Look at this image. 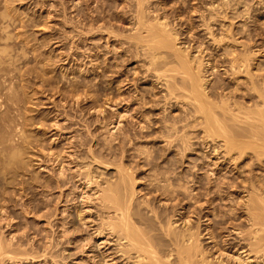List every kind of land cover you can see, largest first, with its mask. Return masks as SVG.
<instances>
[{
	"label": "rangeland",
	"instance_id": "1",
	"mask_svg": "<svg viewBox=\"0 0 264 264\" xmlns=\"http://www.w3.org/2000/svg\"><path fill=\"white\" fill-rule=\"evenodd\" d=\"M9 6L16 24L8 27L11 34L6 27L13 39L1 41L8 47L0 59L12 56L30 144L13 153L21 143L7 141L9 123L0 121V247L6 249L0 264H132L121 258L108 227L101 200L112 193L104 192L109 183L116 191L134 189L135 225L155 237L162 253L176 248L165 231L191 227L208 261L238 264L233 257L247 242L234 228H248L242 186L249 170L264 183V142L237 136L235 161L223 149L214 152L207 142L219 146L224 136L248 128L244 116L224 119L227 135L212 129L208 136L183 89L165 100L159 75L186 78L165 67L183 58L207 81L201 88L212 103L218 84L221 95L236 94L241 106H250L243 90L264 78V0H12ZM158 21L167 24L173 50L162 49L168 55L154 67L148 48L162 38L148 36L139 22L155 31ZM244 54L249 73L226 72L227 61ZM88 174L94 183L86 186ZM260 256L255 264H264ZM176 258L169 264H178Z\"/></svg>",
	"mask_w": 264,
	"mask_h": 264
},
{
	"label": "bare ground",
	"instance_id": "2",
	"mask_svg": "<svg viewBox=\"0 0 264 264\" xmlns=\"http://www.w3.org/2000/svg\"><path fill=\"white\" fill-rule=\"evenodd\" d=\"M11 1L12 0H2V1L0 0V2L2 3L0 5H3V9L1 10L2 7L0 8V21H1L0 22L1 23L0 28H1L2 32L3 31L6 32V27H7V32H8V29L13 27L11 25H13V23L16 22V21L15 22L13 21L11 23V21L14 19L11 20L10 15L8 13V9L10 8L9 5H10ZM9 11H11V10L9 9ZM142 16H143V14H142ZM161 22L159 23V21H158V22H155L157 24H154L156 26L157 31L156 30L155 31L150 30L149 28L147 29V24L145 22H139L140 29L146 28V32H147L148 36H152L155 38H158V37L162 38L161 39L162 41L160 40L161 41L160 45H159V42H157L158 44L156 43L157 44L156 47L155 46L152 47V45H151V47L148 48V51H149L148 55H150V57H151V60H150V57L148 56V59L150 60L149 63H150V65H153L154 67H156L158 64L160 65L159 62L161 60L159 61V59H160L159 56H163L164 54H167V53H164L163 50H166L165 52L168 51L166 48L173 50V48L171 49V47H172L171 40L166 39L168 35L171 36L172 34H170V33L168 34L169 30H166L167 24L165 23V21H163V23H161ZM15 24H14V26H16ZM9 26H11V27L8 28ZM155 26H153V27H155ZM159 30H160V32H159ZM7 32L5 33L6 37H5V35H3V33L0 32L2 34V35H0V49L3 48V45H1V43H3V42H1V41L3 39H4V41H5V39L9 40L12 37L9 34H11V32L14 33V31H10V33L8 32L9 34ZM147 35H146V37H147ZM11 39H13V38H11ZM142 39H143V37H142ZM173 40H176V39H173ZM7 47H8V45L6 46V48L5 47L3 48V50H2L3 53L4 52L6 53ZM4 49H6V51ZM159 49L160 50L163 49L162 55L159 53V51H160ZM5 56H6V59L8 62H6L5 58L0 59V62L2 60V62L0 63V117L2 119L0 118V121L4 120L5 122L4 121H2V122L6 124L5 126H7V123H9V125L7 126L8 130H9V136L7 138V141H9L12 145H15L16 142L21 143V144H19V146L16 145V146H13V148H12V152L15 154H18L23 149L22 146H24L25 144H30V141H28L27 136L25 137V131L23 129L24 123H25V117L23 115V109H22L23 106L21 105V101H23V100L20 98V95L18 92L19 89L16 90L17 87H15V78H17V77H16V74H14L15 69L13 70L12 67H10L12 64L10 65V63H9V58H10L9 56H11V55H10V53H7V55H5ZM164 57H166V55ZM167 58H169V57H167ZM163 59H165V58H163ZM182 59L183 58H179V60L176 61V64H175V61L173 62L171 60V62L174 63L173 67H172V65L170 66V67H172L171 69L168 67L169 62L165 66L169 69V71L179 72V73H175V74L173 73V75L179 74V75H185L186 76V78L183 77L180 82L178 80L174 82L173 76H166V75H162V74L159 75L160 73L158 74L159 79L163 78L162 84H163L164 90H165V94H164L165 100L171 101L173 98L177 99V96L181 93V92L179 93V91H181V89H183L184 91L182 90L183 92L181 93V95L186 96V98L190 99V102H191L190 104H192V107H193L192 108L193 109V115H196V114L202 115L201 118L204 121V126L206 129L205 132L208 134V136H211L209 134L211 133L212 129H217L215 133L220 134L221 136H224L228 132L227 126H226L227 124H225L226 120L224 121V119H226V117H229V116L231 117V119H234L233 117L240 118V116L243 115L244 118L242 119V121L244 123L248 124V126H247L248 128H245L243 130L240 129L239 133L233 134L234 136H232V137L231 136H229V137L224 136V141L219 146H216L215 144H213V142H207V143H211V147L214 150V152H219L220 149H223V151H220V153L224 152V153H222L223 155H226V157L228 159L235 161V159H237V157L239 158V156L236 155V157H233L230 154L234 153L233 151L236 148H240L238 145H242L239 142V140L235 141L237 136H249V137L251 136L252 139H255V137H256V138H258L259 141L262 140L264 142V78L262 77V75L260 78L261 80H258V78H257L258 81L256 79L255 80L251 79L250 87H248V89L246 88L245 90H243V92L246 91V93L244 92L243 95L248 96V98H250L249 99L250 103H252L250 106H248L247 104L245 105V107L241 106L240 102L237 100L238 98L236 97L238 95H236V94H230V96L221 95V93L218 91V90H220L221 86H219L218 84H217L218 86L215 85V90L217 89L216 93H213V94H215L213 96L216 97L217 100L215 99V101H217V103L213 100V103L215 104V105H213V103L210 100V98H211L210 94L206 91V88H201L202 86H204V84H202L203 81L205 82L206 80L201 76V73H197V72L192 71L193 66L191 67L190 65H188V63L190 61L188 62L187 60L185 61V59H183V60ZM229 61H230L229 63L227 61L226 64H228V65L225 67L226 72H230L229 74H232V75L238 74L239 75L245 71L247 73H249L248 70H249L250 60H249L248 55L247 56H245V54L243 56L237 55L236 58L234 57V59H232V60L230 59ZM5 62L8 63L10 68L8 67V65L4 66ZM11 63H13V61ZM12 66H14V64ZM160 66H162V65H160ZM199 66H200V64H199ZM150 67H149V70H150ZM157 68H159V67H157ZM157 68L155 71L158 70ZM165 69L166 68H164V70ZM180 70L183 71L184 74L183 73L181 74ZM166 71H168V70L166 69ZM163 74H165V73H163ZM253 76L251 78H253ZM170 79H172V80H170ZM238 91H241V90H238ZM246 106H248V107H246ZM216 107H218L222 110V113H219L220 115L217 114L218 109ZM214 108H216L217 110ZM231 119L228 118V120H231ZM236 119H234V120H236ZM231 121H233V120H231ZM176 124H177V121L172 122V124L169 127V131H172V133L173 132L175 133V131H177L176 130L177 129ZM233 130H236V129H233ZM219 131H221L222 133L221 132L219 133ZM236 132H237V130H236ZM172 135L175 136V134H171V136ZM249 137H247V138H249ZM172 139H176V138L173 137ZM258 140H257V142H259ZM173 141L174 140L169 141V144L173 145V143L175 142V141L174 142ZM237 142H239L240 144L239 143L237 144ZM252 142H254V141H252ZM252 142L250 141L251 145H252ZM260 142L258 143L259 145L261 144ZM242 143H243V141H242ZM262 147L264 148V146H262ZM261 152H259V155H262V154H260ZM262 153H264V151ZM91 154H92V157L95 158L93 156L94 153H91ZM58 156H56L55 158L53 157V158L58 160L59 159ZM256 157H259V156H256ZM259 160H260V158H258V161ZM39 161H40V159H39ZM236 162H237V160H236ZM251 162L252 161H250V163ZM257 165H259V164H257ZM252 166H253V164H252ZM254 166H256V165H254ZM63 171L64 170L60 171L61 176L64 174V173L62 174ZM249 171L252 174H250V175L248 174V176L246 175L247 177H245L246 179L244 180V185L242 186L244 188V192L247 193V195L245 196V199H244V206L243 207H244V210L246 213L248 228L247 229H241L240 228L241 226L239 228H237V227L234 228V229L238 230V232L237 231L236 232H237L238 236H240L241 240H243L244 242L245 241L247 242L241 247L242 251L239 252L236 257H233L238 264H255L254 262L259 260V259H260V261H262L263 259H261L260 255H264V183L261 182L262 180L260 181V180H258V178L256 179V176L254 175L256 172L254 170H249ZM253 171H254V173H253ZM93 178H94V176L92 177L91 175L88 174L82 184H84L86 186L91 185L92 183H94ZM63 180L64 179H61V178L59 179V177L56 178L57 186H59V187L61 185L63 186L64 182H65ZM123 180L127 181L128 179H123ZM80 181H83V180L80 179ZM123 183H124V181H123ZM126 183H128V181ZM223 183H225V182H223ZM121 184H122V182H121ZM233 184H234V182H233ZM124 185H122V186H124ZM133 185H134V182H133ZM239 185H240V183H239ZM116 186H118V185H116ZM116 186H114V188H117ZM112 188H113V186H111L109 183L108 187L104 190V192L106 190H110V191L112 190L111 191L112 193L111 194H104L103 199L101 201L103 202L104 207H106L107 210L109 211L108 213L105 212L107 215V218H106L107 222L109 221V224L107 223L109 226L108 225L107 226L110 228V231H112V233H114L117 236L116 241H118L119 247L121 248V249L119 248L120 251L118 250L119 252H121V258H125V259H127V261L133 260L132 264H169V263H171V257L175 256V257H177L176 259H177L178 264H212L211 262H213V261H208V259L204 257L205 255L202 251L203 249L201 250V245L199 243V240H200L199 234L196 233L195 231H193L191 229V227H187L185 229H182L179 232H176V231L173 232L171 230L165 231V232H167V235L170 237V239L173 241L176 248L171 250L172 252L167 253L166 252L167 250H166V251H164V253H162L161 249H159L158 247L155 246V242L153 241V239H155V237L153 238V236H150L148 234L149 233L148 231L146 233L145 229L139 228L138 226H136L137 224L135 225L136 221L133 220V216H134L133 211L134 210L132 208L133 199H134L133 196H135L133 194L135 192V191H133L134 189L131 190V188H132L131 186H130V188L128 186L129 189L128 188L124 189L125 188V186H124V188L122 187L124 190H122V192H121L118 190L117 191L113 190ZM119 188H120V186H119ZM226 188H228V187H226ZM175 190H174V192H175ZM179 194H177V195H179ZM144 205H146V202ZM133 206H134V204H133ZM148 206H149V204H148ZM136 213H138V212H136ZM136 213H135V215H136ZM143 217L141 216L140 218L142 219ZM171 226H172V223L170 224V228H171ZM109 228H106V229H109ZM244 228H246V227H244ZM102 231L103 230L99 229L98 233L103 234ZM150 237L152 238V240ZM236 237H237V235H236ZM122 241H124V242H122ZM9 243H11V242H9ZM231 243H232V241H231ZM160 247L162 248V246H160ZM1 248H3V245H2V247H0V249ZM163 248H165V246ZM3 249H5V248H3ZM3 249H1L0 251L1 252L4 251ZM238 250H240V249H238ZM114 255H116V254H114ZM159 255H161V257ZM198 257H200V259ZM9 258H11V257H9ZM32 258H34V257H32ZM193 258L194 259L197 258V260H195L193 262L192 261ZM27 260H28V258H27ZM222 260H220V261L218 260V262H215L213 264H225V262H223ZM125 264H128V262H126Z\"/></svg>",
	"mask_w": 264,
	"mask_h": 264
}]
</instances>
